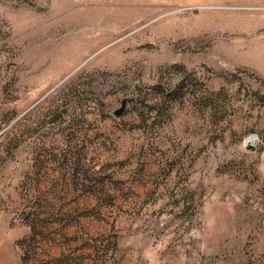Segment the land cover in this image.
<instances>
[{
  "label": "rangeland",
  "instance_id": "rangeland-1",
  "mask_svg": "<svg viewBox=\"0 0 264 264\" xmlns=\"http://www.w3.org/2000/svg\"><path fill=\"white\" fill-rule=\"evenodd\" d=\"M263 154L264 0H0V264H264Z\"/></svg>",
  "mask_w": 264,
  "mask_h": 264
},
{
  "label": "water",
  "instance_id": "water-1",
  "mask_svg": "<svg viewBox=\"0 0 264 264\" xmlns=\"http://www.w3.org/2000/svg\"><path fill=\"white\" fill-rule=\"evenodd\" d=\"M132 99H133L132 96L123 99L121 101V103H122L121 104V107L119 109H117L116 111H114V115L116 117L122 116L126 112L127 102L131 101ZM244 143L246 145V149H248V150H253L254 149V145L252 143H250V140L249 139L246 140ZM263 157H264V154H263Z\"/></svg>",
  "mask_w": 264,
  "mask_h": 264
},
{
  "label": "bare ground",
  "instance_id": "bare-ground-1",
  "mask_svg": "<svg viewBox=\"0 0 264 264\" xmlns=\"http://www.w3.org/2000/svg\"><path fill=\"white\" fill-rule=\"evenodd\" d=\"M249 140H250V143L255 144L254 143L255 140L252 137Z\"/></svg>",
  "mask_w": 264,
  "mask_h": 264
},
{
  "label": "trees",
  "instance_id": "trees-1",
  "mask_svg": "<svg viewBox=\"0 0 264 264\" xmlns=\"http://www.w3.org/2000/svg\"><path fill=\"white\" fill-rule=\"evenodd\" d=\"M132 100H133V99H132ZM132 100H131V101H132ZM138 101H139V100H138ZM129 102H130V101H129ZM14 147H15V146H14Z\"/></svg>",
  "mask_w": 264,
  "mask_h": 264
}]
</instances>
